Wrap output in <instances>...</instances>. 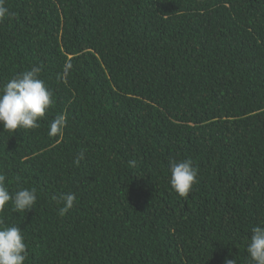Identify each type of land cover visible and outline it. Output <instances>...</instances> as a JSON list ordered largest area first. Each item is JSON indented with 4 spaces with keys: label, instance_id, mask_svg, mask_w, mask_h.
<instances>
[{
    "label": "trees",
    "instance_id": "trees-1",
    "mask_svg": "<svg viewBox=\"0 0 264 264\" xmlns=\"http://www.w3.org/2000/svg\"><path fill=\"white\" fill-rule=\"evenodd\" d=\"M5 7L0 86L39 66L53 95L38 128L0 125L8 190L37 193L34 209L0 210L24 264H249L264 225V0ZM57 115L66 127L49 137ZM173 160L198 169L187 197L170 186ZM62 193L76 195L63 216Z\"/></svg>",
    "mask_w": 264,
    "mask_h": 264
},
{
    "label": "clouds",
    "instance_id": "clouds-1",
    "mask_svg": "<svg viewBox=\"0 0 264 264\" xmlns=\"http://www.w3.org/2000/svg\"><path fill=\"white\" fill-rule=\"evenodd\" d=\"M10 15L5 7V0H0V20ZM71 63H66L63 76L66 77L71 69ZM42 69L33 66L30 70L12 77L6 84L0 86V125L4 131L14 133L18 129L23 131L36 129L46 111L53 103V95L45 82L39 78ZM64 115H57L50 123L47 135L56 137L66 127ZM84 159V152L79 154V160ZM130 167H135L136 161H128ZM198 169L191 160L170 161V186L179 197H187L195 183H197ZM62 204L59 214L63 216L74 206L76 195L62 193L53 197ZM37 193L34 188H18L10 193L6 186V176L0 173V210L11 202L14 211L25 212L34 209ZM249 242L246 245L249 264H264V225L251 228ZM27 259V246L22 230L16 225L5 226L0 222V264H24ZM225 264H237L236 259H226Z\"/></svg>",
    "mask_w": 264,
    "mask_h": 264
}]
</instances>
